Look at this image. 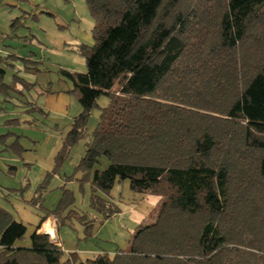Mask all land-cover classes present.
<instances>
[{"label": "trees", "instance_id": "obj_1", "mask_svg": "<svg viewBox=\"0 0 264 264\" xmlns=\"http://www.w3.org/2000/svg\"><path fill=\"white\" fill-rule=\"evenodd\" d=\"M85 2L93 18V43L80 49L86 70H60L81 111L55 167L99 108L77 165L90 205L106 219L118 214L101 193L128 180L131 191L158 196V209L127 248L80 260L38 231L50 216L62 223L64 198L28 246L16 245L26 225L0 208V264H264V0ZM15 58L0 56L3 97L7 88L23 93L15 73L4 83Z\"/></svg>", "mask_w": 264, "mask_h": 264}, {"label": "rangeland", "instance_id": "obj_2", "mask_svg": "<svg viewBox=\"0 0 264 264\" xmlns=\"http://www.w3.org/2000/svg\"><path fill=\"white\" fill-rule=\"evenodd\" d=\"M21 7L12 13L11 19H18L8 39L13 47L3 54L18 57L12 61L16 70H8L4 83L12 81L15 73L21 78L23 93L7 88L10 96L1 101L0 208L27 227L18 246L30 244L29 236L41 217L53 212L64 198L62 223L53 216L49 222L64 257L75 252L85 260L100 251L111 254L125 249L135 226L154 219L159 197L133 192L128 180H123L116 181L107 194L101 193L120 208L118 214L106 219L90 205V181L81 180L77 165L97 124L99 108L91 111L84 138L55 167L72 119L81 111L71 81L60 70H86L80 49L93 43V18L85 0H22ZM23 11L27 17L20 16ZM97 102L105 106L108 99L100 96ZM104 166L103 159L97 167ZM66 191L71 194L69 202ZM36 193L41 195L39 201L33 199ZM82 215L91 226L82 222Z\"/></svg>", "mask_w": 264, "mask_h": 264}, {"label": "crops", "instance_id": "obj_3", "mask_svg": "<svg viewBox=\"0 0 264 264\" xmlns=\"http://www.w3.org/2000/svg\"><path fill=\"white\" fill-rule=\"evenodd\" d=\"M21 1L22 0H0V56H4V52H8L13 45L9 43L8 39L11 37V32L13 31V29L15 28L16 25H14V27L11 26L12 24V13L15 12L14 9H17L19 12L21 11L22 7H21ZM28 2H30V0H26ZM25 4V3H24ZM26 6V5H25ZM23 10V9H22ZM24 15H20V16H24L27 17L28 13L26 14V11H23ZM27 27V26H25ZM28 28V27H27ZM1 101H4L3 96L0 94V114H3V108H4V103L2 104ZM1 151V149H0ZM50 217H48L42 224L41 227L39 228L38 231L43 232L44 229L48 228H52L53 229V225L50 223ZM48 224V226L46 227V225ZM56 233L55 227L53 229Z\"/></svg>", "mask_w": 264, "mask_h": 264}, {"label": "built area", "instance_id": "obj_4", "mask_svg": "<svg viewBox=\"0 0 264 264\" xmlns=\"http://www.w3.org/2000/svg\"><path fill=\"white\" fill-rule=\"evenodd\" d=\"M44 233L49 235V238L53 240L58 246H61V243L58 241L55 231L52 228H48L46 230H43Z\"/></svg>", "mask_w": 264, "mask_h": 264}, {"label": "bare ground", "instance_id": "obj_5", "mask_svg": "<svg viewBox=\"0 0 264 264\" xmlns=\"http://www.w3.org/2000/svg\"><path fill=\"white\" fill-rule=\"evenodd\" d=\"M48 226V224L46 225V227ZM47 229H48V227H47ZM44 230H46V229H44Z\"/></svg>", "mask_w": 264, "mask_h": 264}]
</instances>
